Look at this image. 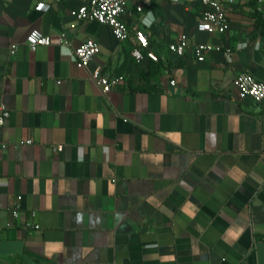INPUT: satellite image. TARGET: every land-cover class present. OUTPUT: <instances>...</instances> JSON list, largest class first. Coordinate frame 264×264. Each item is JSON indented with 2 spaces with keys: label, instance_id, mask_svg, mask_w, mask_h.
Masks as SVG:
<instances>
[{
  "label": "crops",
  "instance_id": "0c3cea01",
  "mask_svg": "<svg viewBox=\"0 0 264 264\" xmlns=\"http://www.w3.org/2000/svg\"><path fill=\"white\" fill-rule=\"evenodd\" d=\"M83 2L0 0V264H264V111L234 84L264 81V1L235 0L207 33L201 0H131L124 41L76 19ZM33 29L54 42L31 49ZM137 29L157 61L132 56ZM181 33L230 59L172 53ZM88 38L90 67L126 78L107 94L71 56ZM19 195L36 224L21 237L6 226Z\"/></svg>",
  "mask_w": 264,
  "mask_h": 264
},
{
  "label": "built area",
  "instance_id": "2783aa9c",
  "mask_svg": "<svg viewBox=\"0 0 264 264\" xmlns=\"http://www.w3.org/2000/svg\"><path fill=\"white\" fill-rule=\"evenodd\" d=\"M57 1L59 0H55V2ZM130 1L131 0H84L77 9L72 11V14L80 21L96 20L100 23L109 25L115 37L120 41H124L129 39L132 34V30L124 18ZM201 1L203 6L202 15L197 29L207 33H225L230 28L228 14L230 6L235 0ZM259 1L263 2L264 0ZM52 6L53 2L40 1L37 3L36 9L49 11ZM138 9L142 10L143 7L138 6ZM134 35L137 40V45L132 49V56L139 62L142 61L145 56L157 61L159 58L156 53L151 50L150 40L145 30L137 29ZM57 37L60 44L65 43L66 32L62 31ZM26 42L31 49L35 50L41 45H51L54 42V37L43 33V31L39 29H33L27 35ZM168 47L172 53L178 56H184L189 51H192L199 61H204L207 54L213 51H223L230 59L232 52L230 46H223L211 42H198L192 45L186 33H181L175 40L169 43ZM100 50V43L95 39L88 38L71 51V56L79 68L88 70L90 78L103 93L107 94L114 88L124 84L126 78L122 74H107L103 71L101 66H96L94 68L90 67L92 59ZM234 84L240 98L252 97L262 105L264 111V81L258 80L250 72H241L235 77ZM10 115L11 113L7 107L5 105H0V134L3 125L7 122ZM32 142V139L26 141L28 144ZM0 147L5 149L8 147V144L0 142ZM22 199V195L17 197L16 202L10 208L13 219L6 224L8 228H16L19 237L22 236L24 230L36 226L30 219L25 220L21 224L19 223L22 214ZM32 214L35 215V212Z\"/></svg>",
  "mask_w": 264,
  "mask_h": 264
}]
</instances>
